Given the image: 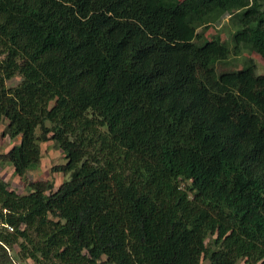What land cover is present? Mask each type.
<instances>
[{
    "label": "trees",
    "instance_id": "1",
    "mask_svg": "<svg viewBox=\"0 0 264 264\" xmlns=\"http://www.w3.org/2000/svg\"><path fill=\"white\" fill-rule=\"evenodd\" d=\"M225 15L230 44L206 38ZM243 51L264 57V0H0L19 138L0 164L22 179L50 141L66 159L57 187L0 178V264H264V75L231 68Z\"/></svg>",
    "mask_w": 264,
    "mask_h": 264
},
{
    "label": "rangeland",
    "instance_id": "2",
    "mask_svg": "<svg viewBox=\"0 0 264 264\" xmlns=\"http://www.w3.org/2000/svg\"><path fill=\"white\" fill-rule=\"evenodd\" d=\"M232 31L233 27L229 21V16L225 15L218 23H216L205 33V37L211 39L214 35L219 34L221 40L229 43ZM246 58L253 60L254 65L256 66V74L264 75V57L247 51H243L240 56H231L229 58V62L232 66L231 68L233 70L241 69ZM220 68L221 67L218 66V70H220ZM19 81V77H14L7 82V86L13 87L17 85ZM6 123V121L0 122V154L8 152L13 145L19 143V138L10 139L4 135L3 131ZM41 152L42 158L39 165L35 166L33 169H30L24 178L20 179L16 177L13 173V168L8 164H0V178L8 184L10 189L14 190L18 194L25 193V184L27 182L36 180L52 181L54 186L57 187L66 177L60 173H52L51 168L60 164H64L66 162L65 155L60 150L55 149L51 141L41 144ZM182 186H184V183ZM8 253L13 258L14 262L18 264L19 260L15 258L14 252L8 251Z\"/></svg>",
    "mask_w": 264,
    "mask_h": 264
},
{
    "label": "built area",
    "instance_id": "3",
    "mask_svg": "<svg viewBox=\"0 0 264 264\" xmlns=\"http://www.w3.org/2000/svg\"><path fill=\"white\" fill-rule=\"evenodd\" d=\"M9 230H12L11 228L8 227Z\"/></svg>",
    "mask_w": 264,
    "mask_h": 264
},
{
    "label": "water",
    "instance_id": "4",
    "mask_svg": "<svg viewBox=\"0 0 264 264\" xmlns=\"http://www.w3.org/2000/svg\"><path fill=\"white\" fill-rule=\"evenodd\" d=\"M21 264H25V263H21Z\"/></svg>",
    "mask_w": 264,
    "mask_h": 264
}]
</instances>
